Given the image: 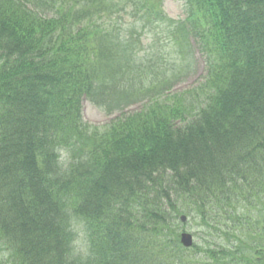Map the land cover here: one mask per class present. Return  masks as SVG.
Listing matches in <instances>:
<instances>
[{
	"label": "trees",
	"instance_id": "trees-1",
	"mask_svg": "<svg viewBox=\"0 0 264 264\" xmlns=\"http://www.w3.org/2000/svg\"><path fill=\"white\" fill-rule=\"evenodd\" d=\"M51 1L62 7L53 18L30 0H0V244L9 260L203 264L182 258L183 213L201 217L206 239L264 236L250 221L264 199V0H186L184 20L168 17L164 0ZM113 13L127 28L167 29L181 47L194 40L208 73L99 132L82 123L81 97L107 86L100 57L132 50L128 39L100 40L96 16ZM222 248L205 251L233 253Z\"/></svg>",
	"mask_w": 264,
	"mask_h": 264
},
{
	"label": "rangeland",
	"instance_id": "rangeland-1",
	"mask_svg": "<svg viewBox=\"0 0 264 264\" xmlns=\"http://www.w3.org/2000/svg\"><path fill=\"white\" fill-rule=\"evenodd\" d=\"M184 1L185 0H167L165 6L171 17H183L181 15L186 12ZM164 40L165 39L160 34L150 35L148 37L141 34L139 37V46L137 48V54L140 59L136 61V64L139 66L140 64L146 62L149 67L153 64H163V67L159 69L163 72V74H165L162 80H170V83L174 86V90L186 89L196 84L197 80L206 73V63L202 58H200L198 53L197 59L194 52L191 53L190 49H187L189 54L186 58L183 55L182 49L174 48L172 45H168L167 49H164L163 52H161L162 49L159 44ZM142 42L143 44L140 45ZM157 51H160L161 54L158 55L156 53ZM178 57L180 58V62L177 61ZM151 79L152 76L145 79L144 85L150 86L151 84L148 82ZM126 83L127 88H123L118 85L110 88L114 89L120 97L127 89L130 91H140V84L143 82L140 80H126ZM118 96L104 95L102 97H97L95 101L86 100L84 102L85 120L92 125L103 126L105 123L109 122L110 119L115 118L123 112L125 113L142 109L150 100L153 99V97H155L151 92L146 93L145 96L140 94L138 96V94H135V96H129L122 100L121 103H125V106L115 108L114 104L119 99ZM200 218L187 216L186 221L181 222L179 220V231L182 232L183 230H186L195 236L196 247L189 249L186 252L187 255L182 257L186 261H201L203 264H243V262L239 259H236L233 262V258H239L242 256H249L253 259L255 258L254 251L257 242L251 244L244 240V237L241 238L242 231H237L231 238L216 236L210 239L211 242H208L207 239L204 241L202 238V235L204 234L203 232L205 231V233H208L209 229L208 227L201 228L199 223V221L201 222ZM262 218L263 217L260 216H254L252 220L256 221L257 219ZM75 230L77 233V251L86 254L87 238L85 230L83 226L78 223L75 226ZM233 239L235 241H232ZM223 246L227 247L224 252L232 249L233 253L230 256L226 253H223L222 255L215 253V256H211L210 253L207 254L205 251L208 248H210L211 251L217 247L223 249ZM4 257L6 256L0 255V264H6L7 260L6 258L4 260Z\"/></svg>",
	"mask_w": 264,
	"mask_h": 264
},
{
	"label": "water",
	"instance_id": "water-1",
	"mask_svg": "<svg viewBox=\"0 0 264 264\" xmlns=\"http://www.w3.org/2000/svg\"><path fill=\"white\" fill-rule=\"evenodd\" d=\"M182 241H183L184 245L190 246L193 243V237L191 234L184 233L182 235Z\"/></svg>",
	"mask_w": 264,
	"mask_h": 264
},
{
	"label": "flooded vegetation",
	"instance_id": "flooded-vegetation-1",
	"mask_svg": "<svg viewBox=\"0 0 264 264\" xmlns=\"http://www.w3.org/2000/svg\"><path fill=\"white\" fill-rule=\"evenodd\" d=\"M258 259H261V257H259ZM263 261V260H262ZM262 264H264V261H263V263Z\"/></svg>",
	"mask_w": 264,
	"mask_h": 264
}]
</instances>
